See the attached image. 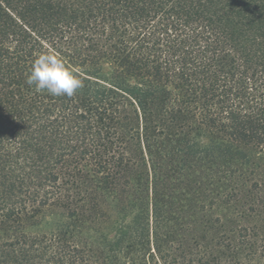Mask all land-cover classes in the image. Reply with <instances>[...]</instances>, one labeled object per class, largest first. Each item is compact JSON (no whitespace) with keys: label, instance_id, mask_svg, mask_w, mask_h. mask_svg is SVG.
<instances>
[{"label":"trees","instance_id":"1","mask_svg":"<svg viewBox=\"0 0 264 264\" xmlns=\"http://www.w3.org/2000/svg\"><path fill=\"white\" fill-rule=\"evenodd\" d=\"M43 52L83 81L72 97L25 83ZM128 106L135 158L116 125ZM155 113L264 151V0H0V264H264V221L211 243L169 236ZM194 144L182 151L219 148ZM130 167L141 180L125 222L127 202L112 201ZM54 208L52 230H27ZM246 211L264 214V196Z\"/></svg>","mask_w":264,"mask_h":264},{"label":"rangeland","instance_id":"2","mask_svg":"<svg viewBox=\"0 0 264 264\" xmlns=\"http://www.w3.org/2000/svg\"><path fill=\"white\" fill-rule=\"evenodd\" d=\"M126 112L127 119L119 114L116 125L127 139L126 155L135 158L137 152L133 149L131 136L134 139L141 132V125L130 106L126 107ZM163 116L165 119L163 117L161 121L160 115L152 114L149 124L159 161V190L162 200L169 205L171 216L169 236L184 239L186 245L190 244L191 236H204V240L211 243L219 239L221 232L233 230L235 238L239 226L253 222L262 224L264 214L248 215L246 209L264 196V182L260 180L264 174V151L229 141L209 128L197 127L195 120L187 115L176 123L167 115ZM188 143H195V148L200 143L217 144L220 149L214 148L213 156L200 158L197 154L193 156L182 151ZM133 167L119 177L120 185L115 189L118 199L112 201L113 204L127 202L125 222L134 212L129 209V204L136 200L141 180V173ZM100 211L104 213L94 225L98 226L97 229L109 228L105 216L110 213L108 204L100 206ZM62 214L58 208L50 209L27 230H52L63 219ZM126 252L132 254L133 248L126 249Z\"/></svg>","mask_w":264,"mask_h":264},{"label":"clouds","instance_id":"3","mask_svg":"<svg viewBox=\"0 0 264 264\" xmlns=\"http://www.w3.org/2000/svg\"><path fill=\"white\" fill-rule=\"evenodd\" d=\"M25 83L37 92L54 97H72L83 87V81L57 55L43 52L33 58Z\"/></svg>","mask_w":264,"mask_h":264}]
</instances>
